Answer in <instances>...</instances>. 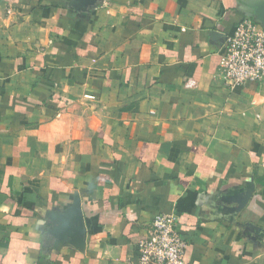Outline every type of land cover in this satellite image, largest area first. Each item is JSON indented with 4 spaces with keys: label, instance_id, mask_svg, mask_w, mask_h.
Segmentation results:
<instances>
[{
    "label": "crops",
    "instance_id": "crops-1",
    "mask_svg": "<svg viewBox=\"0 0 264 264\" xmlns=\"http://www.w3.org/2000/svg\"><path fill=\"white\" fill-rule=\"evenodd\" d=\"M81 1L0 0V264H127L161 211L186 264H264V82L218 75L264 0Z\"/></svg>",
    "mask_w": 264,
    "mask_h": 264
},
{
    "label": "built area",
    "instance_id": "built-area-1",
    "mask_svg": "<svg viewBox=\"0 0 264 264\" xmlns=\"http://www.w3.org/2000/svg\"><path fill=\"white\" fill-rule=\"evenodd\" d=\"M218 75L230 88L264 82V27L254 18H242L225 37ZM185 247L174 215L157 212L137 242L136 256L127 264H186Z\"/></svg>",
    "mask_w": 264,
    "mask_h": 264
},
{
    "label": "water",
    "instance_id": "water-1",
    "mask_svg": "<svg viewBox=\"0 0 264 264\" xmlns=\"http://www.w3.org/2000/svg\"><path fill=\"white\" fill-rule=\"evenodd\" d=\"M99 1L101 0H82L81 2L83 5H86L87 8L93 6ZM249 17L254 18L260 25L264 27L263 20L252 15ZM50 221L53 223V233H58L63 239L70 237L71 240L69 241L79 249L84 247L86 229L84 227L80 198L77 194L74 195L72 203L69 207L62 211H55L51 213Z\"/></svg>",
    "mask_w": 264,
    "mask_h": 264
}]
</instances>
